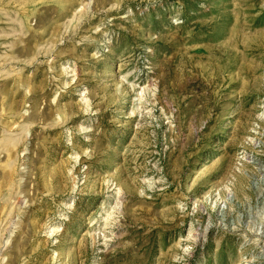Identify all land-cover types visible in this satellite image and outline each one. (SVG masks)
<instances>
[{"label": "rangeland", "instance_id": "1", "mask_svg": "<svg viewBox=\"0 0 264 264\" xmlns=\"http://www.w3.org/2000/svg\"><path fill=\"white\" fill-rule=\"evenodd\" d=\"M0 264H264V0H0Z\"/></svg>", "mask_w": 264, "mask_h": 264}]
</instances>
